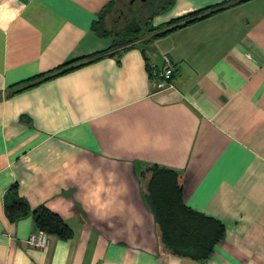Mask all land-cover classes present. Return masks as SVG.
<instances>
[{
	"label": "crops",
	"instance_id": "1",
	"mask_svg": "<svg viewBox=\"0 0 264 264\" xmlns=\"http://www.w3.org/2000/svg\"><path fill=\"white\" fill-rule=\"evenodd\" d=\"M109 1L0 0V264H264V0H166L126 47H110L120 0L93 27ZM150 163L181 171L185 203L224 223L208 258L159 246ZM13 182L72 235L29 244L32 215L5 213Z\"/></svg>",
	"mask_w": 264,
	"mask_h": 264
},
{
	"label": "trees",
	"instance_id": "2",
	"mask_svg": "<svg viewBox=\"0 0 264 264\" xmlns=\"http://www.w3.org/2000/svg\"><path fill=\"white\" fill-rule=\"evenodd\" d=\"M229 1L234 2L237 0ZM115 2L116 0H110L104 10L99 13V18L94 20L93 27L99 33L102 27L103 15L113 7ZM223 6L224 4L221 3L218 6L202 7L179 15L174 20H182L181 22L158 31L157 34L202 18ZM153 13H155L154 10ZM139 20L137 16L133 17V15L128 18L124 26L119 29V36L130 30H136L138 24L140 25L141 23ZM136 38L137 36H121L110 47L116 45L121 47L129 46L134 43ZM104 51L106 49L97 50L88 54V56L93 58ZM20 88L22 87L13 88L11 91H16ZM140 175L143 182L142 195L147 207L153 214L157 240L161 249L196 260L208 258L215 244L224 237V223L218 218L185 203L183 198L185 179L182 172L178 169L150 163L140 171ZM4 209L8 219L11 221L31 214L37 229H42L61 238H68L73 233L68 223L57 212L46 205L39 204L31 207L26 198L18 193L16 182L11 183L7 188L4 196Z\"/></svg>",
	"mask_w": 264,
	"mask_h": 264
},
{
	"label": "rangeland",
	"instance_id": "3",
	"mask_svg": "<svg viewBox=\"0 0 264 264\" xmlns=\"http://www.w3.org/2000/svg\"><path fill=\"white\" fill-rule=\"evenodd\" d=\"M131 1V0H130ZM120 15L118 16L117 21L115 22V26L117 28H121L124 26L126 20L128 18H130L132 15L133 17L137 16V14L139 16H137V18H139L140 20V25L138 24L137 29L136 30H130L125 34L120 35L119 37L123 36V37H132V36H141L142 34H144L145 32H147V28L148 25H150L151 23L153 24V16L158 12V11H162L164 10L165 6L168 5V3H166V0H156L155 2L151 3L150 7L153 8L155 13H152L151 15V21H144V19H146V15H147V7L145 5H147L148 3L145 0H133L132 2H129V0H120ZM156 10V11H155ZM115 13L114 16H116ZM127 18V19H125ZM112 20L110 17V20L107 22L108 24H111ZM151 26V25H150Z\"/></svg>",
	"mask_w": 264,
	"mask_h": 264
},
{
	"label": "built area",
	"instance_id": "4",
	"mask_svg": "<svg viewBox=\"0 0 264 264\" xmlns=\"http://www.w3.org/2000/svg\"><path fill=\"white\" fill-rule=\"evenodd\" d=\"M164 59L165 62L163 66L155 70L156 74L159 76V79L155 82V85L158 88H163L171 85L170 77L172 74V64L167 55L164 56ZM48 236L49 234L46 231L37 229L28 235L27 242L31 245L41 247L48 243Z\"/></svg>",
	"mask_w": 264,
	"mask_h": 264
},
{
	"label": "flooded vegetation",
	"instance_id": "5",
	"mask_svg": "<svg viewBox=\"0 0 264 264\" xmlns=\"http://www.w3.org/2000/svg\"><path fill=\"white\" fill-rule=\"evenodd\" d=\"M133 0H129V2H132ZM142 1V0H141ZM146 2H151V3H153V2H155L156 0H145Z\"/></svg>",
	"mask_w": 264,
	"mask_h": 264
}]
</instances>
